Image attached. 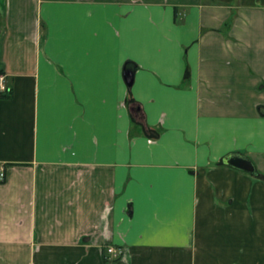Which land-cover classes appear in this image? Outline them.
Returning a JSON list of instances; mask_svg holds the SVG:
<instances>
[{
	"label": "crops",
	"instance_id": "obj_1",
	"mask_svg": "<svg viewBox=\"0 0 264 264\" xmlns=\"http://www.w3.org/2000/svg\"><path fill=\"white\" fill-rule=\"evenodd\" d=\"M0 71V264H264V0H0Z\"/></svg>",
	"mask_w": 264,
	"mask_h": 264
},
{
	"label": "water",
	"instance_id": "obj_2",
	"mask_svg": "<svg viewBox=\"0 0 264 264\" xmlns=\"http://www.w3.org/2000/svg\"><path fill=\"white\" fill-rule=\"evenodd\" d=\"M134 66L127 64L124 69V79L129 87L133 81ZM222 163L230 168L247 173L249 175H258L257 169L253 162L246 156L238 153H230L222 158Z\"/></svg>",
	"mask_w": 264,
	"mask_h": 264
},
{
	"label": "built area",
	"instance_id": "obj_3",
	"mask_svg": "<svg viewBox=\"0 0 264 264\" xmlns=\"http://www.w3.org/2000/svg\"><path fill=\"white\" fill-rule=\"evenodd\" d=\"M4 78L0 77V90L4 91ZM3 178V173L0 171V180ZM124 251L121 247L108 246L102 251L103 259L105 262H112L122 257Z\"/></svg>",
	"mask_w": 264,
	"mask_h": 264
},
{
	"label": "trees",
	"instance_id": "obj_4",
	"mask_svg": "<svg viewBox=\"0 0 264 264\" xmlns=\"http://www.w3.org/2000/svg\"><path fill=\"white\" fill-rule=\"evenodd\" d=\"M0 75H2V71H0ZM10 88L6 85L4 91H0V99H8L10 98Z\"/></svg>",
	"mask_w": 264,
	"mask_h": 264
},
{
	"label": "rangeland",
	"instance_id": "obj_5",
	"mask_svg": "<svg viewBox=\"0 0 264 264\" xmlns=\"http://www.w3.org/2000/svg\"><path fill=\"white\" fill-rule=\"evenodd\" d=\"M258 175H260V173L258 172Z\"/></svg>",
	"mask_w": 264,
	"mask_h": 264
}]
</instances>
